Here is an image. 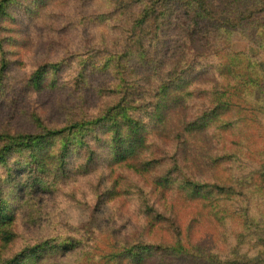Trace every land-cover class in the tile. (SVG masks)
<instances>
[{
    "label": "trees",
    "instance_id": "1",
    "mask_svg": "<svg viewBox=\"0 0 264 264\" xmlns=\"http://www.w3.org/2000/svg\"><path fill=\"white\" fill-rule=\"evenodd\" d=\"M263 64L264 0H0V264H264Z\"/></svg>",
    "mask_w": 264,
    "mask_h": 264
},
{
    "label": "rangeland",
    "instance_id": "2",
    "mask_svg": "<svg viewBox=\"0 0 264 264\" xmlns=\"http://www.w3.org/2000/svg\"><path fill=\"white\" fill-rule=\"evenodd\" d=\"M104 33L105 31L102 29H95L93 31V36L96 38H100V34ZM77 33V31H75ZM68 43L65 45L62 44L61 51L63 56L68 51V54L73 52L72 45V36L68 37ZM42 44L34 38L28 39V40H20V42L17 44L19 53L17 56H13L14 59H18L21 61L24 60V66L25 68H30L31 66H34V62L44 61L46 59H56L61 55L59 51H56L55 49H48L46 47L43 48L41 46ZM65 48V51L62 50V48ZM233 49L236 51H245L248 52L254 56L260 54V50L258 47L246 42V41H238L233 44ZM21 66V69L23 71H28L29 69H25ZM263 70H264V64H263ZM103 80H105L108 84V82L111 80V75L108 77H103ZM57 94H61V90L56 91ZM30 96V95H29ZM92 96V94H91ZM90 96V97H91ZM42 99L45 100L44 95L41 96ZM30 104V103H29ZM65 112L62 110L60 106H54L50 112H47L46 107H43L42 109H38L37 107L30 106L26 108L25 110H20L17 115L16 126L21 129L22 132L29 131V130H36V126L39 123L41 125L40 129L42 128H52L57 126V119L60 118ZM11 114L13 115L12 111ZM47 115H51L50 119L47 118ZM39 120L43 121L40 122ZM155 160L160 161L163 159V151H159L156 156L154 157ZM88 188L91 187V184L87 185ZM137 189V188H136ZM79 204L83 203V198L78 197ZM84 218V216H83ZM79 218V219H83Z\"/></svg>",
    "mask_w": 264,
    "mask_h": 264
}]
</instances>
